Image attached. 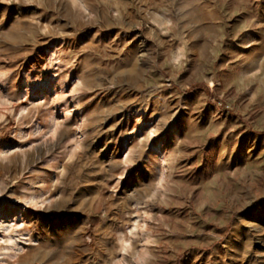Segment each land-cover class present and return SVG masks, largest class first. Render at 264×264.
<instances>
[{"label":"rangeland","instance_id":"374dc122","mask_svg":"<svg viewBox=\"0 0 264 264\" xmlns=\"http://www.w3.org/2000/svg\"><path fill=\"white\" fill-rule=\"evenodd\" d=\"M0 264H264V0H0Z\"/></svg>","mask_w":264,"mask_h":264}]
</instances>
